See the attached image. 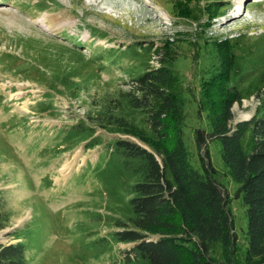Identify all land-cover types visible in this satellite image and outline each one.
<instances>
[{"label": "rangeland", "instance_id": "obj_1", "mask_svg": "<svg viewBox=\"0 0 264 264\" xmlns=\"http://www.w3.org/2000/svg\"><path fill=\"white\" fill-rule=\"evenodd\" d=\"M209 1L0 0V196L11 212L0 243H28L27 264H118L133 246L104 242L114 229L104 218L130 212L124 173L105 156V146L128 136L95 128L100 144L87 147L89 132L74 137L65 129L89 124L94 103L129 88L132 67L156 64V55L145 51L149 44L174 43L175 67L195 95L227 39L239 37L233 81L259 68L264 0H216L217 8ZM128 47L133 51L119 55ZM108 50L118 54L115 61L98 59ZM258 103L251 94L235 104L234 121L247 118ZM187 106L184 142L199 168L193 128L207 125L194 101ZM219 148L217 140L209 145L213 176L231 198L241 242L245 207L234 196L237 184Z\"/></svg>", "mask_w": 264, "mask_h": 264}, {"label": "trees", "instance_id": "obj_2", "mask_svg": "<svg viewBox=\"0 0 264 264\" xmlns=\"http://www.w3.org/2000/svg\"><path fill=\"white\" fill-rule=\"evenodd\" d=\"M216 3L208 5L217 8ZM223 44L198 95L175 67L179 55L174 43L149 44L145 51L156 55V64L132 67L129 88H116L94 103L97 108L87 113L89 124L79 121L65 129L74 137L89 132L87 147L100 144L92 136L95 128L135 139L117 137L106 143L104 152L122 169L129 195V213L104 218L114 227L104 237L106 244L133 243L118 264H264V53L259 68L233 81L239 37ZM125 50L133 48L119 55ZM117 55L108 50L98 59L115 61ZM251 94L259 102L253 113L234 121L233 106ZM191 101L207 125L193 128L199 168L192 165L184 142ZM216 140L223 167L237 184L234 196L245 207L241 242L231 198L213 176L209 145ZM10 217L0 196V229ZM95 217L103 218L100 213ZM27 247L23 241L0 243V264H27Z\"/></svg>", "mask_w": 264, "mask_h": 264}, {"label": "bare ground", "instance_id": "obj_3", "mask_svg": "<svg viewBox=\"0 0 264 264\" xmlns=\"http://www.w3.org/2000/svg\"><path fill=\"white\" fill-rule=\"evenodd\" d=\"M68 168H69V164L68 163L63 164V166L61 167V169H63V170H66Z\"/></svg>", "mask_w": 264, "mask_h": 264}]
</instances>
